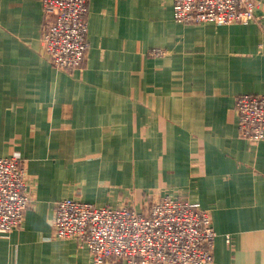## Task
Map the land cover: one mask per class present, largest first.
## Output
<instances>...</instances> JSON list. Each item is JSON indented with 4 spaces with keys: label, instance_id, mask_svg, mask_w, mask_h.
Segmentation results:
<instances>
[{
    "label": "crops",
    "instance_id": "crops-1",
    "mask_svg": "<svg viewBox=\"0 0 264 264\" xmlns=\"http://www.w3.org/2000/svg\"><path fill=\"white\" fill-rule=\"evenodd\" d=\"M255 1L249 24H217L178 22L173 0H89L86 61L66 71L44 49L43 0H0V157H22L32 195L0 264H97L56 235L57 203L141 211L166 195L210 211L211 264H264V140L241 136L236 109L264 94Z\"/></svg>",
    "mask_w": 264,
    "mask_h": 264
},
{
    "label": "built area",
    "instance_id": "built-area-1",
    "mask_svg": "<svg viewBox=\"0 0 264 264\" xmlns=\"http://www.w3.org/2000/svg\"><path fill=\"white\" fill-rule=\"evenodd\" d=\"M181 23L249 24L255 0H173ZM89 0H43L42 42L54 67L73 71L86 61ZM154 54L163 50L155 49ZM241 136L264 140V94L236 99ZM32 203L26 162L19 154L0 157V234L18 229ZM55 231L87 246L97 264H211L216 231L209 210L172 195L151 200L143 210L131 205L98 206L65 198L56 206ZM229 241V238H228Z\"/></svg>",
    "mask_w": 264,
    "mask_h": 264
}]
</instances>
